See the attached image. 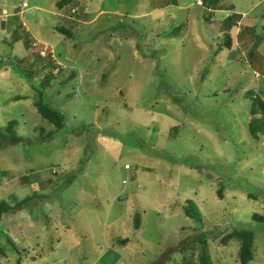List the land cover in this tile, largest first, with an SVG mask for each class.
<instances>
[{
	"label": "rangeland",
	"instance_id": "1",
	"mask_svg": "<svg viewBox=\"0 0 264 264\" xmlns=\"http://www.w3.org/2000/svg\"><path fill=\"white\" fill-rule=\"evenodd\" d=\"M61 1L0 0L17 27L0 21V129L16 121L36 142L0 150V202L34 199L1 220L0 264H189L180 249L194 239L213 264H236L240 242L216 244L234 230L255 234L251 264H264V223L253 220L264 217V137L249 131L246 98L264 96V0L222 2L248 17L222 51L225 26L205 22L201 0H78L75 17ZM16 62L65 116L54 138Z\"/></svg>",
	"mask_w": 264,
	"mask_h": 264
},
{
	"label": "trees",
	"instance_id": "2",
	"mask_svg": "<svg viewBox=\"0 0 264 264\" xmlns=\"http://www.w3.org/2000/svg\"><path fill=\"white\" fill-rule=\"evenodd\" d=\"M201 2H202L201 6H204V8L206 9V17L204 19L205 22L212 28H218L219 26L223 28L225 26V29H223V32L227 35L224 37V44L220 46L219 51H222L223 47H225L226 49H231L233 40H232V37L229 35V32H231L233 28L237 27L238 22L241 20L242 17L237 14H231L228 16L225 15V18H223L221 23L212 22L213 18L217 15V10L218 9L220 10L223 8L222 2H224V0H201ZM73 4H74L73 9L69 11L68 16L75 17L73 16V14H76V11H74V9L79 7L78 0H62L60 3H58V8L60 11H63L67 6L73 5ZM212 9L216 10V13H214L215 11H212ZM78 11L80 12V7ZM79 14L80 13H78V15ZM222 16L224 17V15ZM57 31L61 34H67L68 36L71 34V32H68L69 30L65 28L57 29ZM252 33H254V29ZM258 39H259L258 40L259 43L262 42L261 37H258ZM24 60L25 59H22L21 62H23ZM47 60H48L47 63L50 66H55L53 65L55 61L53 60L51 55L47 57ZM12 66H14V70L15 69L18 70V67H19V71H20L19 74L25 77L34 86L33 81H32V75L34 73L31 70L26 69V68L21 69L19 66V63L17 62L13 63ZM50 76L52 75L49 74L45 78V80H48ZM69 78H70L69 80H73L74 78H76V74L72 73ZM67 82L68 81H62V84H65ZM34 87L37 93L39 94V98L37 101L34 102V106L37 109V112L39 113L41 118L47 121L50 125L54 126L55 130L48 134L49 138H54L57 132L65 128L66 118L60 111L54 109L46 102L45 92H46V89L49 87V84H45L43 82L41 86H34ZM246 96H247L246 98L249 99L251 102L249 131L251 135L253 136L254 140H259L260 137H264V96L262 94L257 95L256 93H254V91H249ZM16 127H17V122L12 121L8 124L7 128L5 129V132L0 129V150L1 152H3V150H5L7 147L12 146L13 144H18L24 141L30 144L35 142L34 140L33 142L31 139L25 140L22 137H18L15 131ZM173 130L177 131L176 128ZM39 140H37V142ZM220 191H224L223 187L220 188ZM219 196L220 198L223 197L222 192H220ZM33 200H34L33 197H26L21 203L20 202L15 203L13 206L7 202H0V222L4 218V216L14 215L17 211L26 208L32 203ZM38 202L42 203L40 199H38ZM189 205L191 204L189 203ZM189 205L188 207L187 206L185 207V213L187 216H192L194 210L190 209ZM253 220L264 223V217H261V216L254 215ZM140 226H141L140 220L136 219L134 222V227L138 229ZM0 229H3V228L0 227ZM4 230L5 229H3V231ZM0 233L3 234V236L0 235V238L1 237L3 238L5 232H0ZM5 240H6L7 245L9 244L11 246L12 251H14L17 255L21 254L13 238L9 236H5ZM233 240H237L240 242V250H239V255L237 257L238 260H236L237 264H251L254 261V256L256 252L255 234L249 231L234 230L226 234L225 236H223L219 241H217L218 242L217 244L218 246L225 247L227 246L228 243H230V241H233ZM198 245L203 246L201 256L197 254ZM184 251L189 254V257H188L189 264H213L211 256L209 254L208 243L205 240L194 239L190 241L189 243L185 244L182 247V249H180L181 253ZM0 253L3 254L4 257L7 255L5 253L4 248H0ZM183 261H184V258H183ZM18 264H20V261ZM162 264H166V263H162Z\"/></svg>",
	"mask_w": 264,
	"mask_h": 264
},
{
	"label": "crops",
	"instance_id": "3",
	"mask_svg": "<svg viewBox=\"0 0 264 264\" xmlns=\"http://www.w3.org/2000/svg\"><path fill=\"white\" fill-rule=\"evenodd\" d=\"M224 8H222V9H220V10H218L217 11V13H221V15H230V14H237V15H239V16H241L242 18H241V20L238 22V25L240 24V22L241 21H244V20H247L248 19V17H247V14L245 13V12H239L238 10H237V8H236V6H233V10H232V12L233 13H231V12H229V11H226V10H223ZM6 13H7V15L4 17V20L6 21L5 22V25L7 26L6 28H1V31L2 30H5V29H7V31H10V30H16L17 29V27H16V24H15V22H14V16L16 15V14H12V15H10L9 14V12H7V11H5ZM2 13V12H1ZM256 19H254L253 20V22H251V23H254V21H255ZM252 21V20H251ZM1 31H0V33H1ZM27 31V30H26ZM2 33H6L5 31H3ZM7 36H9V34L7 33ZM0 40H1V38H0ZM141 227V226H140ZM129 244V243H128ZM103 259V258H102ZM27 260V259H26ZM34 261V260H33ZM33 261H31V262H33ZM102 261V260H101ZM30 262V263H31ZM24 264H29V261L28 262H24Z\"/></svg>",
	"mask_w": 264,
	"mask_h": 264
},
{
	"label": "clouds",
	"instance_id": "4",
	"mask_svg": "<svg viewBox=\"0 0 264 264\" xmlns=\"http://www.w3.org/2000/svg\"><path fill=\"white\" fill-rule=\"evenodd\" d=\"M197 1V0H196ZM24 4V3H23ZM28 8H29V6H28ZM24 9H27V8H24ZM6 10H4V11H2V13H0V21H2V23L3 24H5V20H4V17L7 15V13L5 12ZM33 46L35 47V48H39L40 49V51H39V55H40V57H43L42 55H41V52L44 50V47H43V44L42 43H39V42H35L34 44H33ZM49 50V49H48ZM50 54H48L47 56H46V58L49 56ZM43 58H45V57H43ZM24 59H26V58H24ZM128 165V164H127ZM126 166V165H125ZM131 170H132V168H131ZM127 171V170H126ZM130 171V170H129ZM125 183V182H124ZM44 200H46V197H44ZM42 204V203H41ZM28 207V206H27ZM216 244H217V242H216ZM164 262V261H163ZM237 264V263H236Z\"/></svg>",
	"mask_w": 264,
	"mask_h": 264
},
{
	"label": "built area",
	"instance_id": "5",
	"mask_svg": "<svg viewBox=\"0 0 264 264\" xmlns=\"http://www.w3.org/2000/svg\"><path fill=\"white\" fill-rule=\"evenodd\" d=\"M23 8H28V3H27V2H24V4H23ZM47 51H48V49H44V50L41 52V55H42L43 57H46V55L48 54ZM51 54H53V52H51ZM125 170H127V171L131 170V166H130V165H126V166H125Z\"/></svg>",
	"mask_w": 264,
	"mask_h": 264
},
{
	"label": "bare ground",
	"instance_id": "6",
	"mask_svg": "<svg viewBox=\"0 0 264 264\" xmlns=\"http://www.w3.org/2000/svg\"><path fill=\"white\" fill-rule=\"evenodd\" d=\"M59 33V32H58Z\"/></svg>",
	"mask_w": 264,
	"mask_h": 264
}]
</instances>
